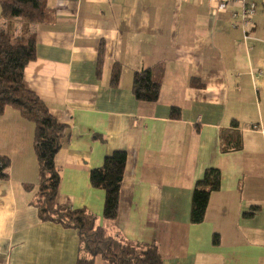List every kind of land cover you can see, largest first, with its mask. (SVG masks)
<instances>
[{"label": "crops", "instance_id": "0c3cea01", "mask_svg": "<svg viewBox=\"0 0 264 264\" xmlns=\"http://www.w3.org/2000/svg\"><path fill=\"white\" fill-rule=\"evenodd\" d=\"M247 2L258 11L243 30V7L213 0H46L45 20L26 27L36 59L24 84L70 128L55 159L60 205L85 209L112 237L156 244L163 264H264V0ZM1 29L19 36L25 22L4 20L0 4ZM145 69L161 81L155 103L133 94ZM34 134L18 111L0 116V156L11 161L0 181V264H77L78 232L41 221L33 204ZM238 136L242 150L225 152ZM119 150L127 165L109 221L90 173ZM209 168L220 170L221 189L194 225V187Z\"/></svg>", "mask_w": 264, "mask_h": 264}, {"label": "trees", "instance_id": "16d2710c", "mask_svg": "<svg viewBox=\"0 0 264 264\" xmlns=\"http://www.w3.org/2000/svg\"><path fill=\"white\" fill-rule=\"evenodd\" d=\"M0 4L4 20L22 19L25 22V30L19 36H15L9 29L0 30V116L10 107L35 125L33 145L39 166V183L33 204L39 211L41 221L58 222L78 232L81 256L77 264H95L97 258L107 264H163L156 244L135 243L112 237L103 227L97 226L93 214L85 209H72L58 203L61 174L55 159L65 139L70 136V128L60 123L45 102L24 84L25 69L36 59L35 37L26 27L45 20L46 0H0ZM120 75L121 68L114 66L112 86L118 85ZM132 89L137 101L155 103L160 97L161 81L155 79L151 69L137 71ZM180 115V109L172 107L171 118L178 119ZM237 139L236 145L227 146L224 151L242 150L241 136ZM126 165L127 152L114 151L105 157L101 167L90 173L92 186L105 192V220L114 221L118 217ZM10 167V159L0 156V181L9 180ZM221 185L222 174L216 168L207 169L197 181L191 203L192 224L200 225L204 222L210 197L212 193L220 191ZM213 242L219 244V236L215 235Z\"/></svg>", "mask_w": 264, "mask_h": 264}, {"label": "built area", "instance_id": "2783aa9c", "mask_svg": "<svg viewBox=\"0 0 264 264\" xmlns=\"http://www.w3.org/2000/svg\"><path fill=\"white\" fill-rule=\"evenodd\" d=\"M218 2L220 5L229 6V5H240L243 7L241 27L245 30L248 25L252 22V19L257 14L258 4L254 2H247V0H213ZM234 17H237V14H234ZM235 26V25H234ZM249 36L245 35V40H248Z\"/></svg>", "mask_w": 264, "mask_h": 264}, {"label": "rangeland", "instance_id": "374dc122", "mask_svg": "<svg viewBox=\"0 0 264 264\" xmlns=\"http://www.w3.org/2000/svg\"><path fill=\"white\" fill-rule=\"evenodd\" d=\"M117 238V237H115ZM119 239V238H118ZM122 240V239H121ZM103 262V263H102ZM95 264H105V262L102 259H97V261H95Z\"/></svg>", "mask_w": 264, "mask_h": 264}]
</instances>
